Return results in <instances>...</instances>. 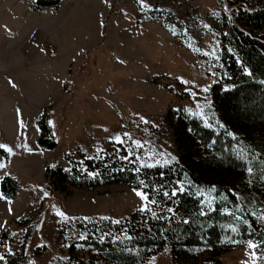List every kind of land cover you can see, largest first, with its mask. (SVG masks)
Listing matches in <instances>:
<instances>
[{
    "label": "rangeland",
    "instance_id": "obj_1",
    "mask_svg": "<svg viewBox=\"0 0 264 264\" xmlns=\"http://www.w3.org/2000/svg\"><path fill=\"white\" fill-rule=\"evenodd\" d=\"M36 1L0 0V144L13 149L0 148V182L10 176L18 184L13 197L0 191V254L24 255L23 264H61L67 246L83 236L78 224L85 217L120 219L143 201L129 183L47 189L45 167L69 168L81 154L97 158L125 132L130 138L123 137V145L137 162L154 164L149 157L160 159V153L177 160L168 120L180 112L222 127L211 88L227 76L218 19L230 8L229 0H175L169 6L164 0H59L56 11L35 8ZM42 116L53 121V149L37 144ZM245 175L252 188V176ZM258 212L264 215V199ZM248 241L211 264H254ZM75 253L83 260L90 254L81 244ZM197 260L203 264V256ZM192 262H176L163 249L143 264Z\"/></svg>",
    "mask_w": 264,
    "mask_h": 264
},
{
    "label": "trees",
    "instance_id": "obj_2",
    "mask_svg": "<svg viewBox=\"0 0 264 264\" xmlns=\"http://www.w3.org/2000/svg\"><path fill=\"white\" fill-rule=\"evenodd\" d=\"M173 2L162 3L169 6ZM43 6L58 9L59 0L36 1L35 8ZM228 6L230 11L218 19L220 62L227 76L211 88L212 106L222 127H208L199 118L181 112L176 121L168 120L178 152L177 160L169 165L141 167L125 145L116 143L100 151L97 158L81 154L71 159L69 168L45 167V185L50 190L64 192L70 186L99 183H129L139 189L143 180L144 190L157 201L149 202L150 211L135 210L120 219L80 221L83 238L67 246V258L61 264H143L163 249H169L176 262L195 264L197 257L203 256V264H211L248 240L258 245L254 264H264V215L258 212L264 199V0H229ZM153 82L160 83L156 78ZM37 124V144L55 148L57 141L46 116ZM0 153L5 155L2 149ZM248 166L254 168L252 188L244 180ZM137 168L141 170L135 171ZM177 181L183 182L185 191L172 195V189L181 186ZM17 186L14 178L4 176L0 191L13 197ZM224 208L229 212L222 211ZM238 217L250 224L238 223ZM76 244L88 248L87 260L77 257ZM3 255L5 264H23L25 260L20 254Z\"/></svg>",
    "mask_w": 264,
    "mask_h": 264
},
{
    "label": "snow or ice",
    "instance_id": "obj_3",
    "mask_svg": "<svg viewBox=\"0 0 264 264\" xmlns=\"http://www.w3.org/2000/svg\"><path fill=\"white\" fill-rule=\"evenodd\" d=\"M141 2L143 3V0H141ZM245 71L247 72L248 70L245 69ZM249 75H251L250 72H249ZM185 83H187V82H185ZM205 91H207V89H205ZM206 104H210V102H207L206 101ZM17 111L19 112V109H17ZM189 111H191V110H189ZM199 114L201 116L204 115L203 113H199ZM141 120H144V117H141ZM48 123L49 124H52L53 121L49 120ZM205 124L208 127H214L212 124H210L207 121V119H205ZM21 126H24L23 121H21ZM228 135H234V134L231 133V132H229ZM123 137H129L130 138V134L127 133V132H125L122 135H116L115 137H112V138L115 139L116 141H118L119 143L123 144L125 142ZM133 143H135L137 146H142L141 145V141H139V140L133 141ZM0 148L6 149L8 153H11L13 151L12 147H10V146H8L6 144H0ZM159 155H160V159H155V156L149 157V159H154L155 160V163L154 164L153 163H148L143 158H139L138 157L137 159H138V162L140 163L141 167H155L156 165H160V164L169 165V164H171L172 162H174L176 160V157L175 156H172L171 159H165L164 158L165 155H166L165 153H160ZM123 159L124 160H127L128 159V156H124ZM241 159L247 161V157H245V156H241ZM2 167H4V165L3 164H0V168H2ZM140 170H141L140 168L135 169V171H137V172H139ZM246 171H247V173L249 175H252L253 172H254V168L251 167V166H248V167H246ZM92 175H95V173H92ZM161 175H163V173H161ZM261 178L264 179V177H261ZM177 183L179 185H181V186L178 187V188H173L172 189V193H171L172 195H176L178 192L185 191V188L183 187V182L182 181H177ZM133 191H135L136 194L139 197H141V199L143 201V203L141 205V208H140L141 211H150L149 202H151V204H156L157 203V201L156 200H153L151 198L150 194L144 190V181L143 180L140 181V188L139 189H133ZM163 194L165 196H168L169 195L168 192H164ZM0 195H2V194H0ZM45 195H47V193H45ZM236 195H237V198H239V194L237 193ZM225 198H227V197H225ZM208 204H209V207L211 209V207H212V201L209 200L208 201ZM167 211L168 212H172V209L169 208V209H167ZM222 211L229 212V209L224 208V209H222ZM57 214L59 216H61V217H64L65 219H69V217H67L66 213L63 212V211L57 210ZM152 215L153 216H156V213L155 212H152ZM84 219H90V218L89 217H85ZM105 219H107V217H105ZM237 220H238V223H242V224H245V225L250 224V222L248 220L244 219L243 217H238ZM114 223H119V221H114ZM232 230L233 231H236L237 228L236 227H233ZM248 245H249V248L253 250L252 253H251V255L255 256L256 255L255 249L258 247V245L254 241H252V240H249L248 241ZM5 247H6V250L8 252H11L12 251V249L10 247H7V246H5ZM4 259H5L4 255L0 254V260H4ZM30 264H35V262L32 261V262H30ZM245 264H247V262H245Z\"/></svg>",
    "mask_w": 264,
    "mask_h": 264
},
{
    "label": "crops",
    "instance_id": "obj_4",
    "mask_svg": "<svg viewBox=\"0 0 264 264\" xmlns=\"http://www.w3.org/2000/svg\"><path fill=\"white\" fill-rule=\"evenodd\" d=\"M5 5H6V4H5ZM5 8H6V6H5ZM33 9H34V8H33ZM59 9H60V8H59ZM8 10H10V9H8ZM26 10H27L28 13H30L29 8L26 7ZM35 10H37V9H35ZM57 10H58V9H56V11H57ZM20 14H21V15L23 14V12H22L21 10H20V12H19L17 15H20ZM7 31H8V30H6V29L4 30L5 33H6ZM14 32H15V34L17 35V33L19 32V30L17 29V30H15ZM26 54H28L27 51H26ZM13 56H14V54L12 53V54L10 55V58H12ZM29 58H30V56L28 57V59H29ZM50 58H51V57H50ZM10 60H11V59H10ZM48 62H49V61L46 60L44 63H45V64H48ZM28 64H29V63H26V65H28ZM29 65H32V64H29ZM31 67L33 68V65H32ZM33 69H34V68H33ZM34 70H35V69H34ZM37 70H38L39 72L42 73V71H40V68H37ZM35 71H36V70H35ZM38 71H36V72H38ZM42 74H43V73H42ZM51 74H52V75H55L54 73H51ZM46 75H47V73H46Z\"/></svg>",
    "mask_w": 264,
    "mask_h": 264
}]
</instances>
